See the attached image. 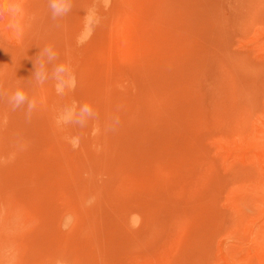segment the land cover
<instances>
[{
	"label": "rangeland",
	"instance_id": "374dc122",
	"mask_svg": "<svg viewBox=\"0 0 264 264\" xmlns=\"http://www.w3.org/2000/svg\"><path fill=\"white\" fill-rule=\"evenodd\" d=\"M66 2L0 0V264H264V0Z\"/></svg>",
	"mask_w": 264,
	"mask_h": 264
},
{
	"label": "clouds",
	"instance_id": "9594fccd",
	"mask_svg": "<svg viewBox=\"0 0 264 264\" xmlns=\"http://www.w3.org/2000/svg\"><path fill=\"white\" fill-rule=\"evenodd\" d=\"M63 4V7L61 8L59 5ZM51 8L53 9L54 17L55 15L59 14L61 11L67 12L69 10V5L67 4L66 0H51ZM45 52L48 55V59L52 60L55 59V53H52L50 49H46ZM38 79L40 78V73L37 72ZM59 90V89H58ZM10 103H12L13 107H19L20 105L27 102L29 104V108L31 109L34 105L31 101H28V97L22 90H16L12 95L9 97ZM84 111H90V109L85 106ZM133 227H138V225H133ZM57 264H63L62 261L58 260Z\"/></svg>",
	"mask_w": 264,
	"mask_h": 264
}]
</instances>
